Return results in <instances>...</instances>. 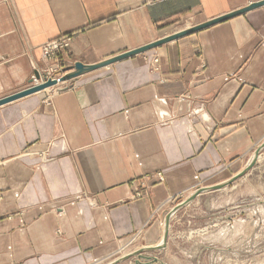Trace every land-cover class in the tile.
<instances>
[{"label":"crops","instance_id":"crops-1","mask_svg":"<svg viewBox=\"0 0 264 264\" xmlns=\"http://www.w3.org/2000/svg\"><path fill=\"white\" fill-rule=\"evenodd\" d=\"M252 1L0 0V98ZM71 83L0 104V264H90L141 228L155 245L177 193L243 170L264 140V4Z\"/></svg>","mask_w":264,"mask_h":264},{"label":"rangeland","instance_id":"rangeland-1","mask_svg":"<svg viewBox=\"0 0 264 264\" xmlns=\"http://www.w3.org/2000/svg\"><path fill=\"white\" fill-rule=\"evenodd\" d=\"M186 22L189 23L184 28L196 24H190L192 21L186 18L182 25ZM60 36H69V43L61 47L59 52L67 49L72 33ZM53 39L55 38L41 45L45 60L53 59L44 53V46ZM73 64L66 66L58 61L48 64L43 70H36L31 74L30 83L26 87L45 83L48 79L61 75L60 81L53 79L56 80L54 83L37 90L44 91L42 97L44 102L51 103L54 93L59 89L74 86L71 82L75 77L63 78L73 69ZM158 64L159 58L155 56L153 67L157 68ZM33 76H36L37 80ZM31 150L27 148L24 151L31 153ZM40 154L42 157H48L45 156L48 153L44 151ZM238 172L240 170L224 176L215 183L198 186L192 190L194 193L202 187L190 201L192 203L188 202L190 203L188 209L179 212L172 221V215L183 209L186 204L171 214L169 233L163 248L142 251L143 255L134 254L138 249L149 246L144 244V228H141L128 236L117 251L90 264H264V146L260 148L257 160L247 172L222 187L206 188L224 182ZM139 193L140 190L135 192L136 195ZM188 194L185 191L177 193L172 198L173 206L168 211L187 199ZM127 254L130 255L126 259L114 261Z\"/></svg>","mask_w":264,"mask_h":264},{"label":"water","instance_id":"water-1","mask_svg":"<svg viewBox=\"0 0 264 264\" xmlns=\"http://www.w3.org/2000/svg\"><path fill=\"white\" fill-rule=\"evenodd\" d=\"M262 4H264V0H254V1H252V2H250L248 4H246V5H244L242 7L233 9V10H231V11L225 13V14L218 15V16H214L212 18H209V19H207L205 21L196 23V24H194L192 26H189L187 28H183V29L177 30V31H175V32H173L171 34L165 35V36H163L161 38H158V39H156L154 41H151V42H149V43H147L145 45H142V46H139V47H136V48H132V49L126 50L124 52H121L119 54H116L114 56H111L109 58H106V59L101 60V61L96 62V63H85V62H82V61L77 60L76 62H74L73 66H72L73 69L70 70L69 72H67L63 76V78L64 79L74 78V77L78 76L79 74H81L83 72H86L88 70H91L93 68L110 64V63H112L114 61H117L119 59H122L124 57H127V56H130V55H133V54H136V53L145 51V50H147V49H149L151 47L157 46V45H159V44H161L163 42H166L168 40H171V39H174V38H178L180 36H184V35H187L189 33L198 31L200 29H203V28L208 27L210 25H213L215 23L221 22V21H223V20H225L227 18H230L232 16H235V15L241 14L243 12H246L247 10L252 9L254 7H257V6H260ZM55 81L56 80L48 79V81L45 82V83H41V84H36V85L29 86V87H25V88H23L21 90H18V91H15V92L11 93V94H8L6 96H3V97L0 98V104L5 103L7 101H10L12 99L21 97L23 95H26V94L35 92L37 90H40V89L44 88L45 86L54 83ZM263 146H264V140L260 144V146L254 151V155L252 156L251 160L248 162L247 166L243 170H241L236 175H234L232 178H230V179H228V180H226L224 182H220V183H217L215 185L208 186L206 188H219V187H222L225 184H227L230 181H232L233 179H235L238 176H240V175L244 174L245 172H247V170L249 168H251L253 166V164L255 163V161L257 160V157H258V154H259V150ZM201 188L202 187L198 188L196 191H194V193H192L190 196H188L187 199H185L183 202H181L178 205H176L171 211H168L167 212V214L165 215V228H164L163 239L159 243H157L155 245H152V246H147V247H144V248H140L137 251H135L134 254L143 255V254H141L142 251H146V250H157V249L163 248L166 245V241H167V237H168V233H169V226H170L171 214L175 210L179 209L183 205H185L188 202H190L195 197V195L199 192V190H201ZM129 255L130 254H127V255L122 256V257H120V258H118V259H116L114 261L116 262L118 260H124ZM137 262H139V259H137Z\"/></svg>","mask_w":264,"mask_h":264},{"label":"built area","instance_id":"built-area-1","mask_svg":"<svg viewBox=\"0 0 264 264\" xmlns=\"http://www.w3.org/2000/svg\"><path fill=\"white\" fill-rule=\"evenodd\" d=\"M69 36H63L53 39L52 41L48 42L46 46H44V53L48 54V56L54 57L58 54L60 51V48L63 46H66L69 42ZM47 56V55H45ZM35 80H37L36 76H33ZM62 78V76H56L53 77V79H56L57 81ZM37 83H40L37 81Z\"/></svg>","mask_w":264,"mask_h":264},{"label":"bare ground","instance_id":"bare-ground-1","mask_svg":"<svg viewBox=\"0 0 264 264\" xmlns=\"http://www.w3.org/2000/svg\"><path fill=\"white\" fill-rule=\"evenodd\" d=\"M39 73V72H38ZM43 77V76H42ZM45 77V76H44ZM42 80V79H41ZM62 84V83H61ZM254 155V154H253ZM261 156H259V158H260ZM163 239V235H162V238H161V240ZM125 256V255H124Z\"/></svg>","mask_w":264,"mask_h":264}]
</instances>
